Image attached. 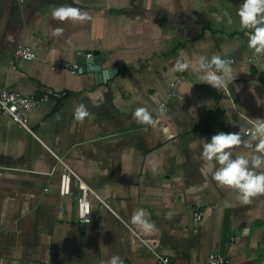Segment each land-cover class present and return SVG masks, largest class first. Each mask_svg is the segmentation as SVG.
Instances as JSON below:
<instances>
[{
  "label": "crops",
  "instance_id": "obj_1",
  "mask_svg": "<svg viewBox=\"0 0 264 264\" xmlns=\"http://www.w3.org/2000/svg\"><path fill=\"white\" fill-rule=\"evenodd\" d=\"M241 3L0 0V91L66 94L24 114L32 132L0 114V264H107L113 256L158 264L156 254L205 264L211 252L227 264H264V193L241 203L217 185L202 154L203 139L218 131H240L251 145H234L232 154L249 159L260 139L244 131L264 119V51L248 44ZM61 5L88 18L53 17ZM18 47L35 58H13ZM88 54L100 57L101 70L114 68L112 78L98 81ZM213 55L229 63L227 89L198 80L210 70L200 57L216 68ZM63 61L80 70L52 67ZM80 103L83 119L74 115ZM139 106L154 124L137 121ZM64 167L99 198L89 196V223L77 221L74 185L59 194ZM139 209L152 229L133 220Z\"/></svg>",
  "mask_w": 264,
  "mask_h": 264
},
{
  "label": "clouds",
  "instance_id": "obj_2",
  "mask_svg": "<svg viewBox=\"0 0 264 264\" xmlns=\"http://www.w3.org/2000/svg\"><path fill=\"white\" fill-rule=\"evenodd\" d=\"M237 15L241 28L251 29V32L248 33L249 46L253 47L256 52L264 51V0H242L240 7L237 9ZM52 16L60 20H64L66 17L82 20L88 18V12L73 5H61L52 9ZM62 31V27L54 29L56 34ZM25 55L31 57L32 53L28 52ZM200 60L199 67H206L202 62L203 57H200ZM209 63L222 69L223 75L209 70L199 76L198 80L209 83L214 87L219 86L227 89L225 76H230L231 73L228 61L219 55H213ZM187 67V62L176 63V68L179 70ZM74 115L77 119H83L88 115V110L83 103L77 105ZM133 116L137 121L155 123L150 112L143 106L136 107ZM257 134H260V139L255 145H252L256 151L250 154L251 159H249V155L234 156L232 154V146L234 145L244 143L251 145V141L242 139L240 131H218L212 134L209 139H203V157L206 161H212L215 165V170L212 173L213 179L218 186L234 189L239 201L245 204L251 203L252 198L257 194L264 193V119H258L254 123L252 138L256 139ZM143 212V209H139L133 220L142 225L145 230H150L153 225L143 218ZM107 264H118V258L116 256L111 257Z\"/></svg>",
  "mask_w": 264,
  "mask_h": 264
},
{
  "label": "built area",
  "instance_id": "obj_3",
  "mask_svg": "<svg viewBox=\"0 0 264 264\" xmlns=\"http://www.w3.org/2000/svg\"><path fill=\"white\" fill-rule=\"evenodd\" d=\"M28 52L32 53L27 47H18L13 53V58L24 60L34 59L35 55L33 53L31 57H27L25 55V53ZM87 57L92 58L91 54H88ZM205 65L207 69H212L213 71L218 72V69L211 68V66L207 62H205ZM52 67L54 69L69 72L70 74H75L80 70L77 63H70L66 61L54 64ZM65 95L66 94L64 92H58L48 87L43 88L38 96H25L18 92L4 89L0 91V114L10 118L20 129L32 132L28 127L27 120L24 114L38 109L48 102L57 103L61 101L65 97ZM253 131L254 124L252 128H247L244 132L246 135L252 136ZM72 185H74L77 189V221L80 223H89L91 220L89 196L94 195L96 198L98 197L81 179H79L75 175V173L71 169H69L68 167H64L60 178L59 194L61 196L69 195ZM202 215L203 212L201 210L198 209L195 211L193 216L194 226H197L198 222L201 220ZM232 241L233 238H231L230 244H232ZM156 258L158 264H171L169 258L165 256L156 254ZM205 264H227V259L220 252H211L208 254Z\"/></svg>",
  "mask_w": 264,
  "mask_h": 264
},
{
  "label": "water",
  "instance_id": "obj_4",
  "mask_svg": "<svg viewBox=\"0 0 264 264\" xmlns=\"http://www.w3.org/2000/svg\"><path fill=\"white\" fill-rule=\"evenodd\" d=\"M89 67L87 68L88 71H91L97 75L98 81H106L108 78H112L115 73L114 68H109L107 70H101V60L99 56H95L90 58L89 60Z\"/></svg>",
  "mask_w": 264,
  "mask_h": 264
}]
</instances>
